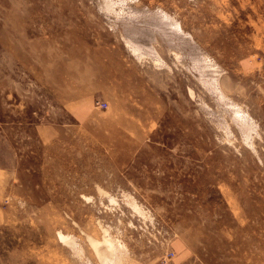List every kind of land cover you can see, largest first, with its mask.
<instances>
[{"label": "rangeland", "instance_id": "1", "mask_svg": "<svg viewBox=\"0 0 264 264\" xmlns=\"http://www.w3.org/2000/svg\"><path fill=\"white\" fill-rule=\"evenodd\" d=\"M0 264H264V0H0Z\"/></svg>", "mask_w": 264, "mask_h": 264}, {"label": "bare ground", "instance_id": "2", "mask_svg": "<svg viewBox=\"0 0 264 264\" xmlns=\"http://www.w3.org/2000/svg\"><path fill=\"white\" fill-rule=\"evenodd\" d=\"M128 42V41H127ZM129 43V42H128ZM132 43V42H131ZM133 45V43H132ZM213 87V86H212ZM215 87V86H214ZM217 88V87H216ZM218 89V88H217ZM218 93V91H217ZM238 108V107H237ZM240 111V110H239ZM238 115V114H237ZM242 115V114H241ZM245 115V114H244ZM243 118V116H242ZM246 128V127H245ZM244 128V129H245ZM246 132V131H245ZM248 133V132H247ZM64 237V236H62ZM65 239V237H64ZM93 246L96 248V251L98 253V255L102 258V259H110V261L116 257L115 253H116V249L115 246H113V244L110 243V240L105 239V240H101L100 241H92ZM118 255V253H117ZM118 260V259H117ZM107 261V260H106ZM105 261V262H106ZM114 262V261H113ZM115 263V262H114Z\"/></svg>", "mask_w": 264, "mask_h": 264}]
</instances>
